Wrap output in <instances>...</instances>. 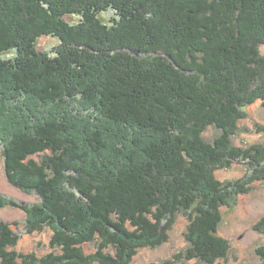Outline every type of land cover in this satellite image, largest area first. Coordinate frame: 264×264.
I'll return each mask as SVG.
<instances>
[{
  "label": "trees",
  "instance_id": "16d2710c",
  "mask_svg": "<svg viewBox=\"0 0 264 264\" xmlns=\"http://www.w3.org/2000/svg\"><path fill=\"white\" fill-rule=\"evenodd\" d=\"M263 46L264 0H0L5 172L40 197L22 206L29 232H51L48 252H19L0 219V264H129L180 213L177 258H226L222 208L264 182V143L233 141L246 106L264 107ZM237 162L243 177H217Z\"/></svg>",
  "mask_w": 264,
  "mask_h": 264
},
{
  "label": "rangeland",
  "instance_id": "374dc122",
  "mask_svg": "<svg viewBox=\"0 0 264 264\" xmlns=\"http://www.w3.org/2000/svg\"><path fill=\"white\" fill-rule=\"evenodd\" d=\"M115 16L113 11L104 12L101 18L110 22ZM70 22H76L79 17L68 16ZM59 44V39L43 36L38 41L40 50L51 51ZM264 52V46L262 47ZM14 51L3 57L14 56ZM247 116L239 122V129L233 136L235 145L248 147L251 144L264 143V107L260 102L252 103L245 108ZM214 127L205 132V138L213 141L219 134ZM248 172V165L244 162L234 163L230 168L217 171L221 180H236ZM0 196L13 201L17 205L6 204L0 208V219L10 223L19 237L16 249L28 253L34 251L43 255L50 250L49 241L51 232L44 227L40 231L29 232L27 213L22 206L38 204L40 197L33 191H23L13 186L7 179L2 145L0 144ZM223 220L219 232L230 241L231 250L226 258L219 259L212 264H264V257L258 248H264V228L256 229L255 225L264 219V182H256L252 190L235 198L231 206H223ZM189 220L183 213L178 214L174 221L169 239L157 247L140 248L129 264H207L197 260L177 258L188 247L185 237Z\"/></svg>",
  "mask_w": 264,
  "mask_h": 264
}]
</instances>
